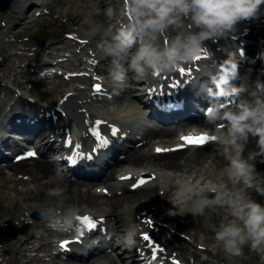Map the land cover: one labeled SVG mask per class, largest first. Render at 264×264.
<instances>
[{
	"label": "clouds",
	"instance_id": "obj_1",
	"mask_svg": "<svg viewBox=\"0 0 264 264\" xmlns=\"http://www.w3.org/2000/svg\"><path fill=\"white\" fill-rule=\"evenodd\" d=\"M264 0H122L121 8H108L105 15H119V26L103 29L97 50L107 61V79L116 88L127 85L129 74L144 78L156 73H170L197 61L208 42L217 43L235 26L255 18ZM244 59V53H240ZM264 62V51L256 58ZM264 67L251 87L232 81L240 79L235 53L215 65L209 76L212 86L204 91L211 102L203 109L202 131L214 136L215 154L226 163L227 183H202L203 177L192 176L178 181L174 203L190 202L194 215L216 213L221 219L212 229L213 249L221 250L229 259L243 255V247H264V204L252 198L264 196V176L255 161L264 163ZM250 138L255 149L245 155ZM64 189H49L50 197L60 198ZM223 209V213L217 210ZM53 215L55 208L46 210ZM79 209L67 206L62 219L71 225Z\"/></svg>",
	"mask_w": 264,
	"mask_h": 264
},
{
	"label": "bare ground",
	"instance_id": "obj_2",
	"mask_svg": "<svg viewBox=\"0 0 264 264\" xmlns=\"http://www.w3.org/2000/svg\"><path fill=\"white\" fill-rule=\"evenodd\" d=\"M15 3V2H14ZM96 8V7H95ZM85 25L82 24L81 26L83 27V29L86 30V35L87 36H97L98 34H102V31L104 28L107 27L108 24V20L107 21H103L101 19H99L98 16H96L93 13H89L86 15L85 17ZM253 36L256 39L261 40L262 36H264V31L262 30V28H258L257 30L253 31ZM228 53L223 52V59L226 58V55ZM14 65V64H11ZM13 67H11L9 70H11ZM258 66H253L248 64L246 66V70H245V74H246V78L247 79H254L255 81L258 78ZM244 84H246L245 81H243ZM138 84V83H136ZM122 92V90L118 89L115 91L116 95H119ZM13 94L12 92L10 93L8 90H1L0 91V96H5V97H11ZM137 100H140V98L137 97ZM132 110V107L130 106H123L121 105V111L128 113V114H136L131 113L130 111ZM185 128H183L181 131H184ZM165 133V132H163ZM165 136V134H164ZM189 151H191L189 149ZM209 151L208 148L206 147H200L197 149H194V151L190 152L188 154V156L185 158L184 163L187 162L188 164H193V163H198L200 161V159H202V157H204V155ZM188 151H176L172 154H167V155H155V156H150L144 153H141L140 150H136L132 156L127 157V159H124L123 162L126 164H135L133 163L134 161H136L138 159V163L137 164H142L143 161H146L148 165L150 166H156L159 165L162 168H174L175 170H178L179 168H181V164L178 161L180 156H182L184 153H186ZM261 158H259V165L258 167L261 169H264V163L260 162ZM136 165V164H135ZM186 166V165H185ZM12 167L14 168H18V169H22V168H27L31 173V175L33 176L34 180L37 182V186H38V193L36 195H29V197H31L30 199L27 197H16V203L18 204L19 208L21 210H29L32 208H36L39 207L41 205L42 200L44 201H48V197H50L48 195V191L51 188L55 187V184H63V185H72V184H76L77 182H70L68 180H66L64 178V176H62L59 173H55L53 172L50 167L49 164L46 162H41L39 160H29V161H24L22 163H18L16 165H13ZM193 169L196 170V168ZM195 170H192V172L197 173ZM94 179H98V180H102V181H108L112 179V174H104L101 175L99 177H95ZM88 184V183H86ZM147 190H151L150 188H147ZM39 197L38 201H33L31 203H29V201L35 200L36 198ZM252 197L257 198V199H262V196L260 195H256L255 193L252 194ZM80 196L79 195H70L69 198L65 199V202H69L70 204H77V200L79 201ZM158 198V197H157ZM86 199V198H85ZM155 200L156 197H155ZM12 202V200H11ZM63 203V204H64ZM85 203V207H89L91 204L86 201L83 200L82 204ZM51 205L54 204H43V207H49ZM59 205L58 202L55 204V206ZM28 207V208H27ZM41 207V208H43ZM84 207V208H85ZM1 210V209H0ZM43 211V210H42ZM18 213H22V212H17V216ZM13 219V217L11 218ZM195 241L196 242H202V237L196 236L195 237ZM217 251H221L219 249H216ZM211 253V252H210ZM219 257H226V255L223 252H220ZM107 260L109 261V263H111V259L107 258ZM108 263V264H109ZM107 264V263H105Z\"/></svg>",
	"mask_w": 264,
	"mask_h": 264
},
{
	"label": "rangeland",
	"instance_id": "obj_3",
	"mask_svg": "<svg viewBox=\"0 0 264 264\" xmlns=\"http://www.w3.org/2000/svg\"><path fill=\"white\" fill-rule=\"evenodd\" d=\"M43 1V3L47 6H49L51 8L52 12H60L61 15L66 16L67 17V24L70 23H76L79 25H82L85 23V17L87 14H89L90 12H94L93 8H95V6H97V2L98 0H40ZM16 7V6H15ZM109 8V7H108ZM108 8H105V12ZM33 10V9H32ZM32 10H29L28 13H31ZM62 10V12H61ZM108 17L106 15H102L99 16V19L105 21ZM56 23L55 21H53L51 19V16L48 17H44L42 19L41 22V26L35 30L41 31L42 34H45V37L47 38L49 35L53 34V30L54 31H58V28L64 27L65 25H62L60 23L59 20H57ZM110 25V23H109ZM264 28V27H263ZM15 30L13 31H18L21 30L20 26H17L16 28H14ZM264 31V29H262ZM264 40V38H262ZM1 45H5L4 42H2ZM1 50H5L2 49ZM131 92L128 91V89H125L123 91V95H121L120 97L125 98L126 101H130L132 102V104L135 106V108L138 107V104L136 103V101L133 99V97H131ZM54 99V98H53ZM202 163L204 162V159H202L201 161ZM256 163V167L258 172L264 176V169H261L258 167L259 165V157L257 158V160L255 161ZM198 166V165H197ZM24 171V170H21ZM209 174H213L214 176H216L217 178H222L225 182H227L229 188L232 187L231 183L228 181L227 175L225 173V169H223L222 171H218V170H211L209 172ZM230 183V185H229ZM57 187H61L64 189L65 188L62 185H59ZM83 187V185L80 186ZM78 189L76 187L74 192H77ZM2 196L0 197L1 203H0V220L2 219H8L11 218L15 213L20 211V208L18 206V204H14V202H12L13 204H11L10 201L6 202L4 199L6 200H10V197L6 198L3 195L5 194V192L1 191ZM70 193H63V196L60 198H55V197H48V200H52L49 202H46L44 200H42L45 203H57V202H64V199L67 198L69 196ZM75 194V193H74ZM257 195V193H255ZM28 195H36V194H31V193H19V196H21L22 198L27 197V198H31ZM259 195V194H258ZM152 193L151 195L145 197L144 193H138V194H134L133 200L139 201L142 198H148V199H152ZM261 196V195H260ZM81 199L87 197V194L81 195L80 196ZM95 200H98V198H94ZM13 200V199H12ZM39 197L36 198L35 200H32L30 202L33 201H38ZM261 203L264 204V196H262ZM77 205H80L77 204ZM220 213H223V210L220 211ZM221 219V215H218L216 213H209L207 215H203L201 217H198L197 219H193L192 222L186 226L187 231H189V233H191L194 236H200L203 238V242L206 244H211L213 243L212 237H213V227L215 225H217L219 223ZM262 251V253L264 254V247L257 249V250H252L248 245H245L243 247V255L240 257H234L237 259L238 263L240 264L243 260L245 261H250V263H243V264H259L260 262V256L258 255L259 251Z\"/></svg>",
	"mask_w": 264,
	"mask_h": 264
},
{
	"label": "snow or ice",
	"instance_id": "obj_4",
	"mask_svg": "<svg viewBox=\"0 0 264 264\" xmlns=\"http://www.w3.org/2000/svg\"><path fill=\"white\" fill-rule=\"evenodd\" d=\"M202 55H206V52L203 50L201 56L197 57L196 60L199 61L202 58ZM93 63H95V61H92ZM179 72L181 74H184L185 72V68H181L179 69ZM156 75H159V73H156ZM177 85L174 83L171 85L172 88H175ZM162 87V86H161ZM150 91H155L154 89L150 90ZM94 94H103V90H102V86L97 83L94 85ZM83 111V109H82ZM85 123H91V127L89 129V131L91 132L92 136L95 138L96 140V145L95 148L93 149L92 153H83V152H77L78 156H79V160H73V164H78L80 161H84V160H91L93 158V155L95 154V152L98 149H104L107 146H109L110 144V140L108 139L107 136L103 135L102 132L100 131V126L102 124H107V121H103L101 119H94L91 122H89L88 120L85 121ZM108 127L110 128V134L112 136H116L120 129L117 128L114 125H108ZM181 141H183L184 143L178 144L176 146V148H183L186 145H204L209 141H214L215 137L214 136H210L207 133L201 132L197 135H193V134H188V135H181L179 138ZM66 143L71 146L72 142H71V138H68V140L66 141ZM80 145H75V149L79 150ZM176 149H169V148H161V147H156L155 148V152L157 153H161V152H169V151H174ZM29 157L34 156L35 153L34 152H28L27 154ZM69 159H71V157H69ZM132 174L129 173L126 176H120L121 180H131ZM148 181L146 179L143 178H139L136 179L135 182H133L131 184V187L133 189H138L141 185L146 184ZM98 191H105L107 192V189H103L100 190L98 189ZM103 220V217H93L89 214H84V215H76L74 217V220L77 225H79L81 228L84 229V231H80L79 235L76 237V241H79L81 239V237L84 235L85 231H93L97 228L98 224ZM73 223V222H72ZM141 223L143 225H145L148 228H152L154 227V221L153 219L148 216V217H143L141 219ZM141 240L142 242H146L144 243V247L148 248L151 250L152 252V259L155 260L157 259V253H163L164 249L158 244L156 243L152 237L150 236V234L148 232H142L141 233ZM73 241L70 240H63L60 242V247L61 249H67L68 246L72 243ZM174 264H179L178 261H175Z\"/></svg>",
	"mask_w": 264,
	"mask_h": 264
},
{
	"label": "water",
	"instance_id": "obj_5",
	"mask_svg": "<svg viewBox=\"0 0 264 264\" xmlns=\"http://www.w3.org/2000/svg\"><path fill=\"white\" fill-rule=\"evenodd\" d=\"M9 1L10 0H0V8L5 9L6 7H8Z\"/></svg>",
	"mask_w": 264,
	"mask_h": 264
}]
</instances>
